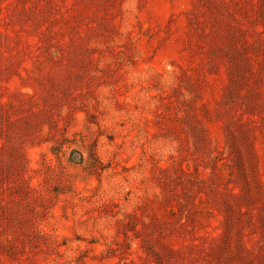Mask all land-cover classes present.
<instances>
[{"label":"rangeland","instance_id":"obj_1","mask_svg":"<svg viewBox=\"0 0 264 264\" xmlns=\"http://www.w3.org/2000/svg\"><path fill=\"white\" fill-rule=\"evenodd\" d=\"M0 264H264V0H0Z\"/></svg>","mask_w":264,"mask_h":264}]
</instances>
